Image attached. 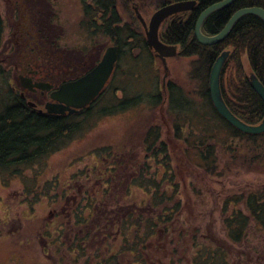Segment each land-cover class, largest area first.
Listing matches in <instances>:
<instances>
[{
    "label": "trees",
    "instance_id": "1",
    "mask_svg": "<svg viewBox=\"0 0 264 264\" xmlns=\"http://www.w3.org/2000/svg\"><path fill=\"white\" fill-rule=\"evenodd\" d=\"M182 1L190 0H158L157 10ZM195 1L192 11L174 16L160 31L165 44L178 47V56L194 58L191 78L198 88L191 94L169 79L165 87L161 84L155 71L158 58L149 47L138 18L132 15L130 22L124 21L112 0H94L85 8L87 28L98 29L101 22L99 35L118 45L120 58L109 84L83 112L52 115L20 103L12 90L10 73L6 74L0 65V175L5 185L24 175L28 168H43L49 156L86 132L91 121L141 105H147L158 118L146 124L141 152L132 150L130 156H121L111 147L97 148L99 165L81 170L71 179L84 181V190L69 184L52 196L58 183L49 181L42 187V195L38 193L37 177L33 188L28 189L27 194L35 197L33 202L41 197H49L53 206L62 202L58 210L60 216L67 213L64 220L68 221L63 222L67 224L66 236L73 235L78 244L69 249L83 264H152L151 260L156 263L166 257L171 264H181L184 258L178 247L188 238L192 264H229L228 252L209 242L200 227H191L186 218L180 224L184 215L183 193L170 140L164 136L159 118L163 108L170 120L172 140L182 144L181 149L208 177L229 179L236 171H252V166L264 173V134H247L228 123L218 114L209 90L212 67L224 52H230L221 76L223 98L230 111L246 124L263 121L264 101L252 87L250 74L254 73L264 85V20L246 15L225 40L203 45L195 35L197 20L208 7L223 0ZM252 7L264 9V0H237L212 13L202 32L217 35L237 11ZM4 32L0 13V49ZM94 33L97 35L96 30ZM123 63L127 66L123 67ZM118 91H122L123 98H117ZM220 155L224 159L222 165ZM124 179L149 195L146 205L127 202L130 189L122 192L120 188ZM222 214L226 237L235 245L244 241L253 225L264 231V187L233 194L224 201ZM92 231L95 236H105L102 244H92ZM150 249L162 258H150Z\"/></svg>",
    "mask_w": 264,
    "mask_h": 264
},
{
    "label": "rangeland",
    "instance_id": "2",
    "mask_svg": "<svg viewBox=\"0 0 264 264\" xmlns=\"http://www.w3.org/2000/svg\"><path fill=\"white\" fill-rule=\"evenodd\" d=\"M10 1L0 0V13L5 20L4 39L10 38L21 15L22 20L26 19L23 6L17 4V11L13 18L15 20L11 21L13 11L9 8ZM23 1L22 3H24ZM49 1L55 23L61 26L56 29L57 38L59 37L56 48H82L87 53L92 50V59H96L101 53L100 51L112 46V41L109 38L96 37L89 28L87 30L89 19L84 12L83 0ZM118 1L124 21L130 22L132 15L137 17L135 7L148 24L157 11L158 0ZM140 25L144 31L141 23ZM135 54L137 55L138 51ZM193 61L194 58L176 56L169 58L167 62L169 71L167 79L179 84L190 94L198 88L197 82L191 78ZM122 65L126 67L127 63ZM155 71L160 75L161 84L164 83L166 70L160 58L155 64ZM117 98H123L122 91H118ZM141 106L128 112L91 121L86 132L81 133L61 151L49 156L43 168H28L24 175L14 177L6 185L0 175V264H83V260L76 259L69 249L72 244L76 246L78 244L73 241V235L68 238L66 236L67 224L65 225L63 222L67 223L68 221V219L64 220L67 213L60 216V210H58L62 206V202L53 206L49 197H41L38 202H33L34 195H28L27 191L29 188H33L32 183L35 177H37L38 193L40 194L43 193L44 184L49 181L54 184L58 183L56 190L51 192L52 196L63 191L69 184H73L72 186H76L78 190H84V181L71 179L81 170L99 165V159L95 155L97 148L111 147L115 154L121 156H130L132 150L141 152L146 124L150 119H158L149 111L147 105ZM159 123L162 125L164 136L170 140L174 166L181 184V194L183 193V197H181L184 202L185 217L183 215L179 220L180 224L186 218L191 227H200L209 242L221 246L228 252L229 264H264L263 230L253 225L244 241L235 245L226 237L222 224L224 201L233 194L245 192L249 188H263L264 173L257 166H252V171H236L231 174L229 179L227 177L210 178L194 164L191 155H186V152L181 149L182 144L172 140L170 120L163 108ZM220 161L222 165L224 159L221 155ZM97 182L100 184L99 181ZM92 187L90 184V188ZM120 188L122 192L130 189L127 202L131 205L141 207L149 201V195L142 189L130 186L127 179L122 181ZM93 232L90 236L92 244H102L106 239L105 236H95ZM61 233L63 234L58 239L57 237ZM190 239H186V242L178 247L179 254L184 258L181 264H192ZM160 251H164V248H161ZM149 255L150 258H162L158 252L152 249H150ZM151 263L154 264L155 261L151 260ZM155 264H171V262L166 257L164 261L160 259Z\"/></svg>",
    "mask_w": 264,
    "mask_h": 264
},
{
    "label": "flooded vegetation",
    "instance_id": "3",
    "mask_svg": "<svg viewBox=\"0 0 264 264\" xmlns=\"http://www.w3.org/2000/svg\"><path fill=\"white\" fill-rule=\"evenodd\" d=\"M93 1L94 0L91 2L89 0H83L84 12L86 5H93ZM23 2L24 3H22V0H11L9 3V8L13 11L11 14V21L15 20L13 18H15L17 4L23 6L26 19L24 18V20H22V15L20 16L9 39H4V32L2 47L0 49V65L3 66L6 74L10 73L11 75L12 90L16 99L19 100L20 103L25 102L34 110L48 113L47 107L64 105V103H61L58 99L59 97L62 98V89L78 82L91 73L101 62L109 47L106 48V50L103 49L100 51L101 53L96 59H92V50H89V53H87L82 48H56L59 39V37L57 38L56 29L61 26L55 23L50 1L24 0ZM112 3H114L115 9L119 13V1L112 0ZM174 16L168 18L163 25ZM98 26V29L93 27L89 29L93 34H95V30L97 31V35L95 34L96 37L102 36L99 35L102 23L99 22ZM142 27L144 28L143 24ZM91 32L89 33L90 36ZM50 44L52 45L50 46ZM112 46L118 45L114 44L112 41ZM117 64L106 86L114 76ZM168 72L169 71H166V73ZM166 82L167 80L164 79V87ZM102 92L88 106L95 102ZM88 106L78 110V112L73 115L83 112ZM52 115L64 116L71 114L66 112L65 114Z\"/></svg>",
    "mask_w": 264,
    "mask_h": 264
},
{
    "label": "water",
    "instance_id": "4",
    "mask_svg": "<svg viewBox=\"0 0 264 264\" xmlns=\"http://www.w3.org/2000/svg\"><path fill=\"white\" fill-rule=\"evenodd\" d=\"M237 0H223L208 7L199 16L195 35L198 41L203 45H215L227 38L234 25L246 15H256L264 20V9L261 7L245 8L237 11L228 21L225 28L217 35L207 36L202 32V26L205 20L214 12L228 7L235 3ZM196 6L195 0L176 2L169 4L158 9L149 24L145 21L139 10L136 8V14L140 22L143 24L146 32V39L149 47L156 53L157 57L161 59L164 64L165 70L168 71L167 59L178 55L177 46H169L165 44L160 37V29L163 23L170 17L192 11ZM230 55V52H224L215 62L212 67L209 79V90L211 100L218 112L232 126L241 132L259 135L264 134V119L258 125H248L238 117H236L228 108L222 94L221 89V76L224 65ZM120 58V48L118 46H111L106 50V53L98 64V66L84 78L78 82L66 86L62 89V98H58L64 105H57L47 107L50 114H70L77 113L78 110L88 106L99 94L103 91L106 83L109 81L113 70ZM168 73L165 74V78ZM251 85L254 90L260 95L264 101V85L257 78L254 73L250 74ZM65 95V96H64Z\"/></svg>",
    "mask_w": 264,
    "mask_h": 264
}]
</instances>
